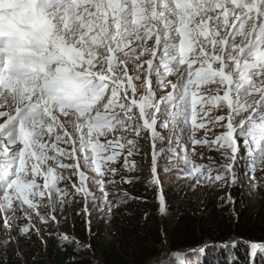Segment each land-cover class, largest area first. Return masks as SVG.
I'll return each instance as SVG.
<instances>
[{
  "label": "snow or ice",
  "instance_id": "obj_1",
  "mask_svg": "<svg viewBox=\"0 0 264 264\" xmlns=\"http://www.w3.org/2000/svg\"><path fill=\"white\" fill-rule=\"evenodd\" d=\"M0 119V216L9 230L26 219L22 235L39 234L33 217L58 224L77 194L87 213L97 199L89 183L111 212L116 181L105 177L124 153L135 168L128 157L144 132L158 188L162 153L197 184L237 186L241 148L250 172H264V0H0ZM158 126L172 133L168 149L157 150ZM217 126L224 131L209 139ZM189 144L222 162L195 163ZM74 176L73 191L60 187ZM158 200L163 214L162 188ZM250 247L255 256L264 242ZM90 248L77 242L76 251ZM160 264L191 261L178 251Z\"/></svg>",
  "mask_w": 264,
  "mask_h": 264
},
{
  "label": "trees",
  "instance_id": "obj_2",
  "mask_svg": "<svg viewBox=\"0 0 264 264\" xmlns=\"http://www.w3.org/2000/svg\"><path fill=\"white\" fill-rule=\"evenodd\" d=\"M165 200L167 214L174 215L171 225L162 221L156 190L132 180L126 194L112 198L119 203L108 217L74 221L76 235L91 245L97 260L87 257L86 250L76 251L77 242L61 246L59 235L47 233L45 246L28 248L23 261L5 250L0 264H160L178 251L191 264H264V250L257 249L253 256L250 247L264 242V202L247 200L240 189L233 212L217 195L205 203L203 212L189 192H173V198Z\"/></svg>",
  "mask_w": 264,
  "mask_h": 264
},
{
  "label": "rangeland",
  "instance_id": "obj_3",
  "mask_svg": "<svg viewBox=\"0 0 264 264\" xmlns=\"http://www.w3.org/2000/svg\"><path fill=\"white\" fill-rule=\"evenodd\" d=\"M151 43V42H149ZM171 79H174L170 77ZM170 90V89H169ZM222 94V93H221ZM138 111V110H137ZM211 115H226V110L217 112L214 111ZM2 122V119H0ZM157 130L165 136V140L157 142V150L160 148L168 149L172 133L168 128L157 127ZM204 129H200L196 132V138L200 139L204 135ZM224 131L223 128L215 127L212 132H209V139L214 138V134H219ZM142 139H140L139 152L136 155L128 157L129 162H135V168L128 169L124 167V159L127 155L122 154L120 159L112 164V167L117 169L115 176H106L105 179H114L116 181L115 185H108L109 190V200H112L114 196H121L127 193V186L132 180L143 181L153 187L157 196L162 188L164 197L173 198V192L185 191L189 192L194 199V204L197 206L199 211H204L203 206L206 202H210L213 196H219L223 199L224 206L229 208L231 212L232 205L234 203L227 202V196L230 193L232 200L234 201V196L236 189H240L242 193L246 196L247 200L253 201L255 204H260L264 202V181L260 180L261 176H264V172L256 171L254 174L250 172V169L246 167L249 163V156L241 148L240 157H238V162L234 166L240 179V184L237 186H224L221 187L218 183L212 186L208 183L197 184L195 179L184 175L182 171H176L175 169H183L184 164L176 159H170L166 157V154L162 153L161 158L158 160L157 173L160 177V186L152 182L153 174L151 172L152 166V144L149 139V133H142ZM182 140L183 137L181 136ZM172 146L176 147V141L172 140ZM192 145L189 144V155L190 158L197 164L205 165H219L222 162V157L215 150H209L206 145L197 144L194 146L195 151H192ZM182 151V150H181ZM211 157V159H209ZM66 163H73V161H66ZM84 170V169H82ZM247 174V175H245ZM87 175H95L92 171H87ZM255 176V181L251 179V176ZM75 182L78 183V177H72L71 181L61 182L60 187L63 188L67 184L69 191H73L71 184ZM254 183L257 185L255 189L253 188ZM89 188L95 192L97 199L89 200L88 202V212L84 211L85 202L84 198L79 194L75 195L74 198H69V203L65 204L64 212L61 214L57 212V220L59 223L49 221L44 224L41 223L36 217H33L32 223L40 229L39 234L35 232V229L30 230L27 234H21L20 229L23 225L28 223L26 219L21 217L14 222L11 230L4 227L3 217L0 216V254L4 253L5 250H12L16 255L23 261L24 254L28 248L45 246V234L54 233L62 237L67 234L70 238H73V242L82 243L87 245L86 242L80 240L74 231V221L81 217H85L88 222H94L98 218L108 217V204L99 199L101 193L96 190L95 185L89 183ZM165 188V189H164ZM205 207V206H204ZM162 221L167 225H171L174 220V215L172 213L167 214L161 213ZM87 257L97 260L99 257L95 252H90L89 249L86 250Z\"/></svg>",
  "mask_w": 264,
  "mask_h": 264
}]
</instances>
